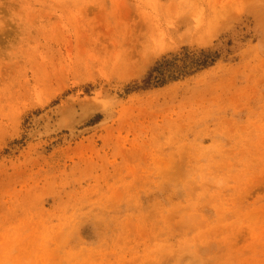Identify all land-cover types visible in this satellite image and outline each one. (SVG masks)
Returning a JSON list of instances; mask_svg holds the SVG:
<instances>
[{"label": "rangeland", "instance_id": "374dc122", "mask_svg": "<svg viewBox=\"0 0 264 264\" xmlns=\"http://www.w3.org/2000/svg\"><path fill=\"white\" fill-rule=\"evenodd\" d=\"M0 264H264V0H0Z\"/></svg>", "mask_w": 264, "mask_h": 264}, {"label": "bare ground", "instance_id": "6f19581e", "mask_svg": "<svg viewBox=\"0 0 264 264\" xmlns=\"http://www.w3.org/2000/svg\"><path fill=\"white\" fill-rule=\"evenodd\" d=\"M100 109V108H99ZM92 114H93V112H92ZM69 129H71V128H69ZM74 129V128H73Z\"/></svg>", "mask_w": 264, "mask_h": 264}]
</instances>
